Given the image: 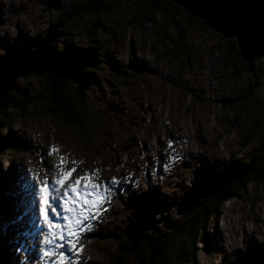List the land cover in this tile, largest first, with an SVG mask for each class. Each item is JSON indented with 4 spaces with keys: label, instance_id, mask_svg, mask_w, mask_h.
I'll return each instance as SVG.
<instances>
[{
    "label": "rangeland",
    "instance_id": "rangeland-1",
    "mask_svg": "<svg viewBox=\"0 0 264 264\" xmlns=\"http://www.w3.org/2000/svg\"><path fill=\"white\" fill-rule=\"evenodd\" d=\"M142 1L113 0L118 5L108 13L71 18L76 3L86 0H0V64L34 49L30 46L35 39L50 31L55 37L50 46L91 50L98 60L87 76L80 107L81 114L91 113L90 122L98 125L84 130L66 125L50 112L39 74H23L12 81L14 92L33 99L10 108L15 117L8 123L0 120V264H14L24 257L26 251L15 238L22 233L17 206L24 203L20 186L22 177L27 178L21 164L42 174L34 151L39 147L46 151L50 145L59 149V154L49 157L51 162L56 154L65 155L70 162L83 161L79 171L96 168L101 177H121L125 184L132 182L134 191L138 187L149 192L136 199L129 196L131 191L112 186L107 212L81 237L80 256L64 249L73 264H117L116 243L134 224L149 226L157 239L170 241L168 264H239L251 250L264 246L263 179L225 200L207 219L201 232L204 242L190 246L189 261L175 259L182 243H189L182 233L169 230L171 224L183 222L178 211L182 202L194 189L205 187V177L218 163L240 167L253 154L262 153L264 58L246 63L236 50L226 51L231 39L186 19L184 13L176 20L185 30V53L172 58L173 28L162 14H156L153 22L138 21ZM242 64L248 67L237 74ZM255 120L258 128L249 134ZM195 126L206 128L204 140ZM42 228L39 224L37 233ZM36 246L40 248L33 264H43L42 245Z\"/></svg>",
    "mask_w": 264,
    "mask_h": 264
},
{
    "label": "trees",
    "instance_id": "trees-1",
    "mask_svg": "<svg viewBox=\"0 0 264 264\" xmlns=\"http://www.w3.org/2000/svg\"><path fill=\"white\" fill-rule=\"evenodd\" d=\"M117 5L113 0H86L83 4L76 3L70 17L80 14L91 15L96 13L99 15L108 13L115 9ZM140 7V13L136 14L138 15L136 17L138 21L153 22L156 14H162L173 28L175 38L173 41L171 38L172 44L169 51V55L172 58L178 59L185 53L186 48L185 30L176 20V16L184 13L186 19L197 20L200 24H205L202 20L187 15L184 8L170 0H143ZM158 34L162 37V31ZM164 34L166 35V33ZM164 37L169 40L168 35ZM233 39L229 40L226 51L233 49L238 53L235 40ZM40 40L41 37L36 38L30 47H34L35 43ZM52 51L56 55L54 66L45 73L39 74L44 83L43 97L50 104V112L61 118L70 127L83 130L86 127H90V125L95 127L98 122L95 120L90 122L91 113L88 114V117L83 116L80 112V107L82 105V96L87 87L85 86L87 76L90 72H94L98 65V60L91 50H80L69 45H64L61 49L52 47ZM242 65H238L237 74H240L245 67H248L246 64ZM1 96L0 120L4 121V123H8L15 117L14 111L10 110V108L14 105H20L21 102L26 105L33 99L32 97L27 98L17 94L12 88ZM254 123L249 134L258 128L256 120ZM259 149L262 150V153L253 154V157L240 167L218 163L217 168L213 169L205 177V187L200 191L194 189L195 193L182 202L178 211L183 218V222L180 225L171 224L169 230L170 233L177 235L182 233L183 238H187L189 243L188 245L184 242L182 243L175 259L178 261H189L193 256L190 246H194L197 240L200 243L204 242L201 232L205 229L207 219L214 217L216 211L223 205L225 200L238 196L241 191L247 188L249 183L260 182L264 179V144ZM151 231L156 238L150 236ZM157 237L158 235L149 226L140 224L128 225L116 243L115 262L117 264H126L130 258H133L135 264H168L166 249L170 241L166 237L162 239H157ZM239 264H264V246L251 250L246 255L245 260Z\"/></svg>",
    "mask_w": 264,
    "mask_h": 264
},
{
    "label": "snow or ice",
    "instance_id": "snow-or-ice-1",
    "mask_svg": "<svg viewBox=\"0 0 264 264\" xmlns=\"http://www.w3.org/2000/svg\"><path fill=\"white\" fill-rule=\"evenodd\" d=\"M237 36L241 44L247 39L242 32H238ZM53 153L59 154V149L49 146L46 156L51 157ZM37 162L40 171L45 174H33L28 169V175L38 202L39 223L45 230L41 259L43 264H73V258L67 256L64 249L73 252L77 258L80 256L84 247L81 237L91 231L92 222L98 221L101 213L107 212L112 186L122 182L116 177H101L100 170L96 168L83 170L74 176L78 164L83 161L73 160L72 167H67L69 161L65 155H58L56 163H52L41 153L37 156ZM148 195L147 189L140 191L138 187L129 193L130 197L136 199Z\"/></svg>",
    "mask_w": 264,
    "mask_h": 264
},
{
    "label": "water",
    "instance_id": "water-1",
    "mask_svg": "<svg viewBox=\"0 0 264 264\" xmlns=\"http://www.w3.org/2000/svg\"><path fill=\"white\" fill-rule=\"evenodd\" d=\"M170 1L184 8L187 15L202 20L224 38H234L238 54L246 63L255 58H264V0ZM238 32L247 38L243 44L238 40ZM53 35L52 31L48 32L35 43L34 49L0 64V97L11 90L12 81L17 76L32 72L43 74L54 66L56 55L49 43ZM260 85L264 93V72Z\"/></svg>",
    "mask_w": 264,
    "mask_h": 264
},
{
    "label": "bare ground",
    "instance_id": "bare-ground-1",
    "mask_svg": "<svg viewBox=\"0 0 264 264\" xmlns=\"http://www.w3.org/2000/svg\"><path fill=\"white\" fill-rule=\"evenodd\" d=\"M43 39V38H42ZM25 50V49H24ZM2 97V96H1ZM166 120V119H165ZM140 121V120H139ZM200 122V121H199ZM165 123V122H164ZM201 123V122H200ZM199 123V124H200ZM166 127V126H165ZM195 128H196V133H197V136L198 137H201V139L202 140H204L206 137H207V135H208V133H207V130H206V128H202V127H197V126H195ZM165 129V128H164ZM177 129V128H176ZM166 130V132L168 131V129L166 128L165 129ZM159 132V131H158ZM169 134V133H168ZM162 135V134H161ZM169 139V138H168ZM175 140V139H174ZM145 141V140H144ZM177 143V142H176ZM175 143V144H176ZM182 143V142H181ZM185 143V142H184ZM178 144V143H177ZM180 144V143H179ZM178 144V145H179ZM51 146V145H50ZM150 146V145H149ZM152 147V146H151ZM186 147V146H185ZM184 147V148H185ZM158 148V147H157ZM38 152L37 151H34V153H36L37 154V156H38V154H44L45 155V157H46V159H49V157H47L46 156V154H47V150L45 151V148L44 147H39L38 149ZM150 150V149H149ZM165 150V149H164ZM185 151V150H184ZM162 154V153H161ZM179 154V153H178ZM180 155V154H179ZM162 156V155H161ZM182 156V155H181ZM57 159H58V155L56 154L55 155V159L52 161V163H56V161H57ZM151 159V158H150ZM163 160V159H162ZM69 161V160H68ZM77 161V160H76ZM22 165V167H23V171L25 172V173H27L26 175H27V178H24V177H22V181H23V185L21 184V186H20V191H22V195H24V200H23V202L24 203H21V205L20 204H18V206H17V208L19 209V210H21V213L19 212V214H20V218H21V222L23 221V224H20V226H21V232L22 233H17L16 235H15V238H16V240L17 241H19V242H16V240H15V242L16 243H19V244H21V246H23L24 247V249L23 250H25L26 252H24L21 256H24V257H21V259L18 261V262H16V263H14V264H33V262H34V256H35V254H36V251H37V249L38 248H40V246H36V243H38V244H41L42 245V240H43V235H44V229L42 228V230L39 232V233H37V227H38V225L40 224L39 223V216H38V202H37V199L33 196V194H32V192H33V190H32V187H31V185H32V181H31V179H30V177H29V175H28V169H31V170H33V168H31L30 166H27L26 164V166L24 165V163H22L21 164ZM85 164H83V166H84ZM82 166V167H83ZM67 167H72V164H71V162L69 161V163H68V165H67ZM86 169V168H85ZM148 169V168H147ZM35 171V170H34ZM33 174H35V173H39L41 176H43L45 173L43 172L42 174L40 173V172H38L37 170L35 171V173L34 172H32ZM81 173V171H79V169L77 168V171L73 174L74 176L75 175H79ZM27 179H29V180H27ZM119 181H121L122 180V178L121 177H119V179H118ZM122 182V181H121ZM132 185V182L131 181H129V182H127L126 184L124 183V182H122L121 184H117V185H113L115 188H118V189H121V187L123 188V189H128L129 191H131V192H133L134 190H135V186L134 187H132L131 186ZM135 185V184H134ZM122 189V190H123ZM13 200V199H12ZM11 201V200H10ZM7 202V201H6ZM12 203V202H11ZM12 207V206H11ZM21 207V208H20ZM15 212V211H14ZM25 222V223H24ZM99 221H96V223H98ZM13 223V222H12ZM18 223V222H17ZM28 225L29 226H31V227H28ZM42 226V225H41ZM30 230V231H29ZM10 233V232H9ZM9 233H7L8 235H7V237H9V238H11L9 235ZM4 237V238H3ZM3 239L1 240L2 241V244H3V248L4 249H6L7 248V241H6V236L5 235H3ZM37 238V239H36ZM221 240V239H220ZM33 243L35 244V247H34V249L32 250V247H33ZM2 247V246H1ZM42 247H43V245H42ZM66 249V248H65ZM15 250V247L13 248V251ZM32 250V251H31ZM18 251V250H17ZM68 251V250H67ZM219 251V250H218ZM34 255V256H33ZM14 256H19V254L18 255H15V253H14ZM27 256H30V257H33V258H28ZM20 257V256H19ZM16 260V259H15ZM39 261V260H38Z\"/></svg>",
    "mask_w": 264,
    "mask_h": 264
}]
</instances>
